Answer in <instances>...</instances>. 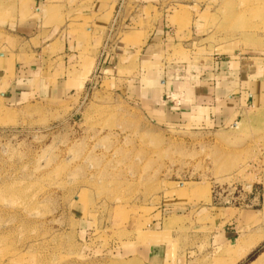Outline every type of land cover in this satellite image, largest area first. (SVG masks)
Returning <instances> with one entry per match:
<instances>
[{
  "label": "rangeland",
  "instance_id": "rangeland-1",
  "mask_svg": "<svg viewBox=\"0 0 264 264\" xmlns=\"http://www.w3.org/2000/svg\"><path fill=\"white\" fill-rule=\"evenodd\" d=\"M113 2L100 51L126 55L78 62L65 97L0 105V264H235L204 228L264 225V111L168 112L213 60L264 58V0ZM237 264H264V243Z\"/></svg>",
  "mask_w": 264,
  "mask_h": 264
},
{
  "label": "crops",
  "instance_id": "crops-1",
  "mask_svg": "<svg viewBox=\"0 0 264 264\" xmlns=\"http://www.w3.org/2000/svg\"><path fill=\"white\" fill-rule=\"evenodd\" d=\"M114 8L113 0H0V105L13 107L33 99L65 97L83 86L84 81H75L78 62L103 57L105 64L126 55L116 44L106 53L100 51L114 27L107 24ZM84 20L88 22L82 26ZM230 59L213 60L214 73L205 83L209 89H203L200 96L186 89L182 105L187 106H170L168 118H191L201 109L211 116V124L225 127L244 111H264V58ZM193 98L195 103L187 104ZM198 99L203 107L197 106ZM215 111L219 113L213 116ZM258 191L253 200L264 207V187ZM206 218L213 216L210 213ZM220 221L216 220L214 228L205 225L204 231L211 245L238 247L240 257L235 264L264 243V225L254 233L256 239L253 234L233 232L236 226H220Z\"/></svg>",
  "mask_w": 264,
  "mask_h": 264
},
{
  "label": "trees",
  "instance_id": "trees-1",
  "mask_svg": "<svg viewBox=\"0 0 264 264\" xmlns=\"http://www.w3.org/2000/svg\"><path fill=\"white\" fill-rule=\"evenodd\" d=\"M253 256H255V252L252 253V255H250V256L247 258V260H248V261L252 260Z\"/></svg>",
  "mask_w": 264,
  "mask_h": 264
},
{
  "label": "bare ground",
  "instance_id": "bare-ground-1",
  "mask_svg": "<svg viewBox=\"0 0 264 264\" xmlns=\"http://www.w3.org/2000/svg\"><path fill=\"white\" fill-rule=\"evenodd\" d=\"M251 248V247H250ZM244 254V253H243ZM242 255V254H241Z\"/></svg>",
  "mask_w": 264,
  "mask_h": 264
}]
</instances>
